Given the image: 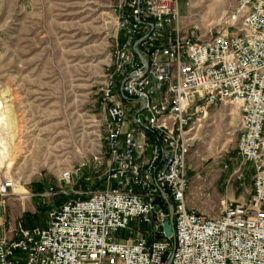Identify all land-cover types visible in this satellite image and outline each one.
<instances>
[{"label":"built area","instance_id":"obj_1","mask_svg":"<svg viewBox=\"0 0 264 264\" xmlns=\"http://www.w3.org/2000/svg\"><path fill=\"white\" fill-rule=\"evenodd\" d=\"M236 1L202 40L182 26L178 0H118L100 89L102 188L51 209L44 224L2 222L0 264H264V0ZM222 104L237 106L233 175L249 171L251 190L208 218L187 204L189 135ZM16 184L25 186L0 181V198L19 195Z\"/></svg>","mask_w":264,"mask_h":264},{"label":"rangeland","instance_id":"obj_2","mask_svg":"<svg viewBox=\"0 0 264 264\" xmlns=\"http://www.w3.org/2000/svg\"><path fill=\"white\" fill-rule=\"evenodd\" d=\"M235 2L178 0L182 26L204 40ZM117 4L0 0V181L25 184H16L19 195L0 198L5 228L44 224L51 209L102 188L96 178L104 169L94 160L104 138L100 89L111 65ZM198 119L190 133L187 204L215 218L224 205L247 201L251 174L246 170L242 181L233 175L237 106L211 107ZM70 170H79L77 177L61 183Z\"/></svg>","mask_w":264,"mask_h":264},{"label":"water","instance_id":"obj_3","mask_svg":"<svg viewBox=\"0 0 264 264\" xmlns=\"http://www.w3.org/2000/svg\"><path fill=\"white\" fill-rule=\"evenodd\" d=\"M164 231H165L167 237H169L171 235V232H170L171 230L169 229L167 222H165V224H164Z\"/></svg>","mask_w":264,"mask_h":264},{"label":"bare ground","instance_id":"obj_4","mask_svg":"<svg viewBox=\"0 0 264 264\" xmlns=\"http://www.w3.org/2000/svg\"><path fill=\"white\" fill-rule=\"evenodd\" d=\"M201 127V126H200ZM192 132V131H191ZM193 135V133H192ZM190 136V135H189ZM193 138H195V136L193 135ZM4 151H5V148H3L2 150H0V162L2 161L1 159L3 158L4 156Z\"/></svg>","mask_w":264,"mask_h":264},{"label":"trees","instance_id":"obj_5","mask_svg":"<svg viewBox=\"0 0 264 264\" xmlns=\"http://www.w3.org/2000/svg\"><path fill=\"white\" fill-rule=\"evenodd\" d=\"M28 224H30V223H28ZM28 224L25 223V224H24V227H25V228H30V227H26ZM30 226H31V225H30ZM31 227H32V226H31Z\"/></svg>","mask_w":264,"mask_h":264},{"label":"crops","instance_id":"obj_6","mask_svg":"<svg viewBox=\"0 0 264 264\" xmlns=\"http://www.w3.org/2000/svg\"><path fill=\"white\" fill-rule=\"evenodd\" d=\"M183 16V15H182Z\"/></svg>","mask_w":264,"mask_h":264}]
</instances>
